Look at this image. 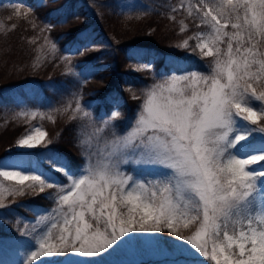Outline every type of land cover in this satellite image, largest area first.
Segmentation results:
<instances>
[{"label":"snow or ice","instance_id":"obj_1","mask_svg":"<svg viewBox=\"0 0 264 264\" xmlns=\"http://www.w3.org/2000/svg\"><path fill=\"white\" fill-rule=\"evenodd\" d=\"M186 10L189 17L195 11L197 28L210 30L195 38L202 56L213 57L211 72L173 75L147 89L132 130L124 136L113 133L114 148L104 161L93 163L89 151L84 166L73 172L51 151L15 154L26 160L0 159V177L17 185L0 186V195L7 191L15 198L55 188V204L67 209L62 220L54 216L34 237L24 264L54 252L100 257L126 245L133 235L166 230L190 246L173 249V264H191L192 249L215 264H264V0H192ZM29 11L21 5L13 9L25 19ZM182 46L190 47L188 40ZM88 47L77 46L69 55ZM110 102L118 109L119 100ZM74 111L89 115L79 98ZM120 115L114 110L109 119ZM46 137L41 127L30 126L16 144L33 149ZM42 160L68 183L45 174ZM126 164L146 166L156 175L136 178L122 169ZM4 208L10 204L0 199ZM20 234L30 235L25 230Z\"/></svg>","mask_w":264,"mask_h":264},{"label":"trees","instance_id":"obj_2","mask_svg":"<svg viewBox=\"0 0 264 264\" xmlns=\"http://www.w3.org/2000/svg\"><path fill=\"white\" fill-rule=\"evenodd\" d=\"M191 2L0 0V159L17 153L51 151L76 172L95 144L108 143L113 133L127 134L144 103L145 91L152 85L190 71L209 74L213 57L202 56L196 48L195 34L210 30L204 25L197 28L199 19L194 10V16H188L186 9ZM17 5L22 11L30 10L27 19L14 15ZM65 18L67 22L61 23ZM12 25H16L14 30ZM46 25H52L50 31L45 30ZM182 26L187 30L181 32ZM227 31L232 30L229 27ZM185 40L190 47L182 46ZM50 42L55 43L57 51ZM86 44L88 52L69 55ZM77 98L89 113L87 117L74 111ZM113 99L120 101L118 109L110 102ZM114 110L121 115L110 120ZM21 112L26 115H19ZM104 121H108L106 126ZM35 125L47 132L45 141L33 151H14L17 139ZM47 140L51 143L45 148ZM41 167L58 183H68L48 161L42 160ZM0 186L17 187L14 181L2 177ZM57 193L54 188L15 198L7 191L0 195L10 204V209H0V264H23L45 222L44 216L55 206ZM20 230L30 235L21 236ZM181 231L189 234L188 230ZM156 235L167 242L184 243L167 230Z\"/></svg>","mask_w":264,"mask_h":264},{"label":"rangeland","instance_id":"obj_3","mask_svg":"<svg viewBox=\"0 0 264 264\" xmlns=\"http://www.w3.org/2000/svg\"><path fill=\"white\" fill-rule=\"evenodd\" d=\"M132 128L129 130V132L132 130ZM113 148L114 146L111 142L105 145L98 146V153L97 155H95L96 158L94 159L93 163L97 161L100 162L104 161L107 154L111 150H113ZM15 149L19 151L33 150V149H20L17 147V144L15 146ZM11 158L20 159L14 156V157L4 158V160ZM128 167H130V169L127 171ZM138 167L148 168L146 166H137L133 164L122 165V169L124 171H126L129 174H132L136 178L139 177H137L133 171ZM148 169L152 171L151 168ZM54 209H57L55 213L56 214L59 213L61 215L59 217H61L62 220L63 212L67 211V209L66 208L59 209L56 204ZM53 217L54 215L52 213L48 215L50 223H51V218ZM55 217L57 219V215H55ZM53 232L55 233V230H53ZM171 242L170 241L166 242L165 240H161V238H159V236L156 234H151V235L136 234L131 237L130 241L126 243V245L121 246V248L117 249L116 251L109 250L111 254L117 253L119 255L118 258L111 257L109 255V252L107 254H102V255L108 260L106 264H123L120 263V261H125L124 263H129V264H139L140 262H147L156 259H160V261H158L155 264H173L174 257L171 253L174 248L181 245L182 243H178L177 241L173 243ZM187 247L190 248V246ZM192 252L194 253V255H191L189 257L191 264L215 263L214 261H211L209 258H205L201 256L199 253H195L194 249H192ZM56 257H59V259H56ZM119 258L120 261H116L119 260ZM32 264H102V263L100 262V259L98 257H81L78 254L72 252H65L63 255H61L54 252L52 257H37V260L33 261Z\"/></svg>","mask_w":264,"mask_h":264}]
</instances>
